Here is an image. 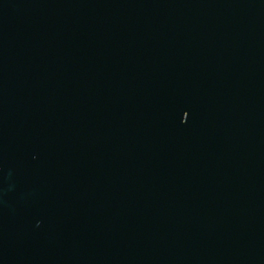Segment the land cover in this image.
Segmentation results:
<instances>
[{"label": "water", "instance_id": "95a60500", "mask_svg": "<svg viewBox=\"0 0 264 264\" xmlns=\"http://www.w3.org/2000/svg\"><path fill=\"white\" fill-rule=\"evenodd\" d=\"M0 264H264V0H0Z\"/></svg>", "mask_w": 264, "mask_h": 264}]
</instances>
